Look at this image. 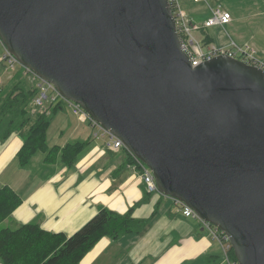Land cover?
Instances as JSON below:
<instances>
[{
  "label": "water",
  "instance_id": "1",
  "mask_svg": "<svg viewBox=\"0 0 264 264\" xmlns=\"http://www.w3.org/2000/svg\"><path fill=\"white\" fill-rule=\"evenodd\" d=\"M0 40L221 229L237 264H264L263 69L193 62L169 0H0Z\"/></svg>",
  "mask_w": 264,
  "mask_h": 264
},
{
  "label": "crops",
  "instance_id": "2",
  "mask_svg": "<svg viewBox=\"0 0 264 264\" xmlns=\"http://www.w3.org/2000/svg\"><path fill=\"white\" fill-rule=\"evenodd\" d=\"M179 2L187 11L194 6L209 10V16L216 8L230 12L224 25H199L202 43L225 49L249 47L264 58V0ZM3 50L0 43V58ZM4 66L0 62V81ZM56 110H62L61 103ZM55 116L61 126L53 128L50 122L48 146L89 141L72 165L59 160L48 163L40 151L20 165L15 154L25 131L4 137L0 127V187L10 186L22 199L0 227L34 222L47 231L71 235L101 207L119 213L132 208L135 218L149 219L146 226L116 239L100 238L79 264H228L221 244L200 219L185 216L172 197L146 189L139 166L125 147L109 146L106 134L78 117Z\"/></svg>",
  "mask_w": 264,
  "mask_h": 264
},
{
  "label": "trees",
  "instance_id": "3",
  "mask_svg": "<svg viewBox=\"0 0 264 264\" xmlns=\"http://www.w3.org/2000/svg\"><path fill=\"white\" fill-rule=\"evenodd\" d=\"M21 74L20 71L14 74L17 82L11 87L6 89L0 85V127L3 128V136L15 130L25 131L23 144L15 154L20 165H26L38 151L45 153L44 160L48 163L59 160L72 165L89 141L76 140L62 147L48 146L46 138L52 113L49 110H56L60 103H47L31 112L30 105L38 89L20 81L18 78ZM21 201V197L10 186L0 187V224ZM148 221L135 218L132 208L119 213L101 207L71 235L47 231L34 222L16 228L0 227V263L79 264L100 238L106 236L116 239L125 233L140 232ZM229 257L236 261L232 248Z\"/></svg>",
  "mask_w": 264,
  "mask_h": 264
},
{
  "label": "built area",
  "instance_id": "4",
  "mask_svg": "<svg viewBox=\"0 0 264 264\" xmlns=\"http://www.w3.org/2000/svg\"><path fill=\"white\" fill-rule=\"evenodd\" d=\"M193 3L198 2H207V0H191ZM174 19L176 24V29L178 31L180 41L182 44L183 50L189 55L193 62H200L203 60L210 59L219 54H227L229 56L235 57L240 59L241 61L257 66L264 70V58L257 57L252 48L245 47V48H238V49H225V48H218L214 45L204 44L201 40L196 39L192 35V30H198L201 26L193 23L191 20H187L185 18V10L181 6L179 0H169ZM230 21V12L227 10H221L219 8L212 9L211 16L207 17L202 27H209L212 25L220 24L224 25ZM1 42V40H0ZM2 43V42H1ZM3 55L0 58V61L3 62L5 65H9L13 67L14 63L17 62L16 58L4 47L3 45ZM24 67V66H23ZM26 72H31L35 77L36 81V88L38 89V94L32 100L33 109L31 112H34L36 109H40L45 105V102L50 104L61 103V101H66L67 104L71 107L72 113L78 117L81 121H86L92 127H98L102 134H106L109 137L108 145L117 148V147H124L123 143L120 138L116 137L115 135L109 133L106 129H104L101 124L95 120L78 102L69 100L64 98L56 89V87L44 80L36 76L30 69L24 67ZM50 91V93H48ZM97 136V134H94ZM135 163L139 166L140 169V177L142 181L146 185V189L149 192H159L156 182L154 180L153 174L151 170L138 158L133 156ZM174 201L179 205L182 210V213L185 216H192L200 219L198 215L194 212V210L185 204L183 201L173 198ZM201 220V219H200ZM202 223L209 229V232L212 237L217 239L222 246L223 254L228 264H237V261H233L229 257V251L232 248L229 242L227 235L219 229L216 225H213L207 221L201 220Z\"/></svg>",
  "mask_w": 264,
  "mask_h": 264
},
{
  "label": "rangeland",
  "instance_id": "5",
  "mask_svg": "<svg viewBox=\"0 0 264 264\" xmlns=\"http://www.w3.org/2000/svg\"><path fill=\"white\" fill-rule=\"evenodd\" d=\"M198 5H201V2L198 3ZM184 8H186V7H184ZM203 11L204 10H202V9H197V8L195 9V6H194L193 9H189L188 11L187 10L184 11L185 12V18L187 20H191L193 23H196L197 25H201L202 26L205 18L208 17L209 16V13H210L209 10L205 11L207 13H205ZM192 35L196 39H198L199 36H200L199 30H192ZM4 67L6 69L3 72L4 74L1 75L2 79L0 81V85L2 87H5L7 89V88L11 87L12 85H14V83L17 82V79L14 78V74L16 72H18V71L22 72V74L18 78L20 81L26 82L29 85H33V86L36 85V81L37 80L35 79V77L33 76V74L31 72L24 73L25 68L18 61L14 63L13 67H11L9 65H5ZM38 93L39 92H37V94ZM48 93H50V91H48ZM47 103L48 102H45L46 105H47ZM61 107H62V110H58V111L57 110L55 111L53 109H50L49 110L50 112H52L51 113V120H52L51 122L53 123V128H60V126H61L60 123H59V121L57 120V116H55V115H59V114L62 113L63 115H67L69 117V119L76 118V115H74L72 113L71 107L67 104L66 101H61ZM30 109H33L32 102H31V105H30ZM56 113H58V114H56ZM95 130L96 131L98 130V132H101L98 127H95ZM106 138H109V137H106ZM5 226H8L10 228H16L17 227L15 225L9 224V223H6Z\"/></svg>",
  "mask_w": 264,
  "mask_h": 264
}]
</instances>
